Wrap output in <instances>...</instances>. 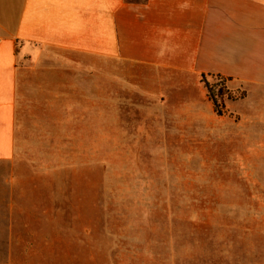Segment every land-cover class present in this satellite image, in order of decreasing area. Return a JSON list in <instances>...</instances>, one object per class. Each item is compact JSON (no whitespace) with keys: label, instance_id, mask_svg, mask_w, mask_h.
<instances>
[{"label":"rangeland","instance_id":"1","mask_svg":"<svg viewBox=\"0 0 264 264\" xmlns=\"http://www.w3.org/2000/svg\"><path fill=\"white\" fill-rule=\"evenodd\" d=\"M126 70L109 100L94 70L86 115L24 124L0 162V264H264V122L242 91L210 78L218 116L202 85L142 91Z\"/></svg>","mask_w":264,"mask_h":264},{"label":"crops","instance_id":"2","mask_svg":"<svg viewBox=\"0 0 264 264\" xmlns=\"http://www.w3.org/2000/svg\"><path fill=\"white\" fill-rule=\"evenodd\" d=\"M111 63L150 92L219 76L264 122V0H0V162L25 123L86 115L99 67L109 100Z\"/></svg>","mask_w":264,"mask_h":264},{"label":"trees","instance_id":"3","mask_svg":"<svg viewBox=\"0 0 264 264\" xmlns=\"http://www.w3.org/2000/svg\"><path fill=\"white\" fill-rule=\"evenodd\" d=\"M217 78L220 77L217 76ZM222 80L225 79L222 78ZM201 83L203 84V87L206 90V97L208 101L211 103L214 113L218 116H222L226 114V111L224 110V94L228 90H226L224 84L217 82L210 83L206 80L205 76H201ZM243 97H244V92H241L239 96L227 95V99L229 100L242 99Z\"/></svg>","mask_w":264,"mask_h":264}]
</instances>
